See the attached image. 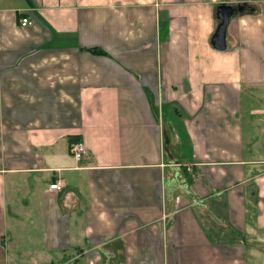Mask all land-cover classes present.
Returning <instances> with one entry per match:
<instances>
[{
    "label": "crops",
    "instance_id": "obj_1",
    "mask_svg": "<svg viewBox=\"0 0 264 264\" xmlns=\"http://www.w3.org/2000/svg\"><path fill=\"white\" fill-rule=\"evenodd\" d=\"M0 264H264V0H0Z\"/></svg>",
    "mask_w": 264,
    "mask_h": 264
},
{
    "label": "water",
    "instance_id": "obj_2",
    "mask_svg": "<svg viewBox=\"0 0 264 264\" xmlns=\"http://www.w3.org/2000/svg\"><path fill=\"white\" fill-rule=\"evenodd\" d=\"M233 15L234 8L231 5L221 4L219 6L218 16L221 21L213 38L215 48L220 50L226 48L227 27Z\"/></svg>",
    "mask_w": 264,
    "mask_h": 264
},
{
    "label": "built area",
    "instance_id": "obj_3",
    "mask_svg": "<svg viewBox=\"0 0 264 264\" xmlns=\"http://www.w3.org/2000/svg\"><path fill=\"white\" fill-rule=\"evenodd\" d=\"M30 24H32V20H30L29 18L25 17L22 19V25ZM72 152L75 158H77L78 160L82 159L88 153L86 143L81 139L75 141L72 145ZM50 188L59 190L62 188V184L60 181H56L50 185Z\"/></svg>",
    "mask_w": 264,
    "mask_h": 264
}]
</instances>
